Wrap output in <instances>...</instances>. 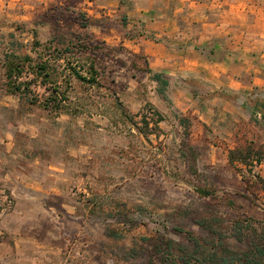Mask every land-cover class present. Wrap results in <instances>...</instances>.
<instances>
[{
    "label": "rangeland",
    "instance_id": "rangeland-1",
    "mask_svg": "<svg viewBox=\"0 0 264 264\" xmlns=\"http://www.w3.org/2000/svg\"><path fill=\"white\" fill-rule=\"evenodd\" d=\"M102 1L11 0L0 14V264H236L255 249L264 264V161H228L248 146L264 160V109L251 116L264 95L207 123L178 111L122 44L148 2L107 15ZM11 56L35 80L23 96L8 92ZM42 63L68 96L59 114L39 105L53 87ZM89 63L94 84L73 76Z\"/></svg>",
    "mask_w": 264,
    "mask_h": 264
},
{
    "label": "crops",
    "instance_id": "crops-1",
    "mask_svg": "<svg viewBox=\"0 0 264 264\" xmlns=\"http://www.w3.org/2000/svg\"><path fill=\"white\" fill-rule=\"evenodd\" d=\"M117 1H102L107 15ZM131 1L148 6L130 12L137 21L125 30L132 39L122 44L166 79L170 96L183 97V103L172 101L178 111L190 110L207 123L203 116L215 108L239 114L244 94L264 95V0ZM2 4L0 14H9L11 0ZM211 94V106L196 102Z\"/></svg>",
    "mask_w": 264,
    "mask_h": 264
},
{
    "label": "trees",
    "instance_id": "trees-1",
    "mask_svg": "<svg viewBox=\"0 0 264 264\" xmlns=\"http://www.w3.org/2000/svg\"><path fill=\"white\" fill-rule=\"evenodd\" d=\"M25 61V60H24ZM28 61V60H27ZM78 63V62H77ZM85 65L79 66V69L73 68V76L76 80H78L81 83H87V84H94L97 81V72L95 69L94 63H89L88 68L84 69ZM22 65L19 63H15L13 60V56L10 57V59L7 61L6 65V81H7V88L8 92L11 95H17V96H23L25 94V90H28L30 87L31 81H19L21 74H22ZM35 69H37L39 72H36V77L41 75V78L39 80V85H44L45 82L50 83L53 87L48 90V97L43 100L42 102H39V105H41L44 109L54 112L56 114H59L60 111L63 109V103L67 101L68 96L65 92V90H60L56 87V82L51 80L49 71L47 69V66L45 64H35L33 66ZM145 72L151 74L152 80L156 83L160 84L162 82L161 75L158 73L151 72L150 69L146 68ZM84 73V74H83ZM34 83V82H32ZM248 96H252L251 93L246 94ZM37 99L34 103H37ZM264 109V102H261L259 100H255L252 107L251 116L257 114L258 109ZM228 161L231 165L234 163H239L242 166L248 165V163L261 165L263 163V153L259 149H255L253 147L248 146L246 149H231L228 151ZM250 164V165H251ZM255 167V166H252ZM254 176V175H253ZM256 177H259L258 174L255 175ZM204 193V192H203ZM170 244L172 242H168L166 245L170 248ZM260 251L258 249H255L252 255L250 257H245L237 261L236 264H258L257 257L260 255ZM234 260L230 258H223V261L221 264H232Z\"/></svg>",
    "mask_w": 264,
    "mask_h": 264
}]
</instances>
